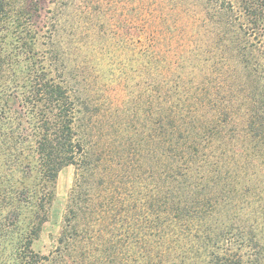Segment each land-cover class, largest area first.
I'll return each mask as SVG.
<instances>
[{
    "label": "trees",
    "instance_id": "trees-1",
    "mask_svg": "<svg viewBox=\"0 0 264 264\" xmlns=\"http://www.w3.org/2000/svg\"><path fill=\"white\" fill-rule=\"evenodd\" d=\"M41 1L0 0V19L11 24L16 14L27 36L11 53L0 50V104L18 108L11 140H29L19 172L33 182L18 190L8 219L17 227L24 208H34L11 251L15 264H70L69 256L73 264H264L253 225H235L247 203L237 187H249L253 158L264 162V0H131L158 24L130 37L136 44L127 50L140 61L138 81L123 75V88L138 86L130 101L142 110L136 138L127 100L109 108L101 127L99 109L91 113V100L67 86L59 29L47 27V53L33 49ZM68 166L75 176L63 250L42 255L32 246ZM83 191L87 201L101 198L88 214L91 206H76Z\"/></svg>",
    "mask_w": 264,
    "mask_h": 264
},
{
    "label": "rangeland",
    "instance_id": "rangeland-1",
    "mask_svg": "<svg viewBox=\"0 0 264 264\" xmlns=\"http://www.w3.org/2000/svg\"><path fill=\"white\" fill-rule=\"evenodd\" d=\"M136 4L131 0H42L40 2L41 9L32 22V24H37V28L41 31L39 36L32 35L33 26L28 27L30 36H34L32 38L33 49L39 53H47L45 52L48 48L46 44L49 35L46 32L48 31L47 27H50L49 29L52 31L55 28L60 30L61 34L58 35V38L64 44L60 45L58 53L66 70L65 76L63 75L64 81L67 82L68 87H73L80 92L78 95L80 101L84 100L88 104L90 102L87 100H91L88 106L91 113H96V110L99 109L98 115L100 114V116L97 120L94 117V122L101 119L100 117H104L101 127L105 123L108 126L109 122L105 117H109L107 115H109L111 106H120L127 100L124 107H131L127 112L129 115L127 127H131L132 134L135 135L134 138L143 123L141 121L142 110L135 111L140 106L132 107V103H130V101L133 102V99L136 100L138 86L134 89L131 88V93L127 87L123 88V75L127 74L138 81V73L135 70L140 67V61L136 56H127V50L132 53L136 44L131 42L130 37L138 40L139 33L143 31L155 32V27L158 26L155 19L149 21L148 16L142 19V16L137 13ZM18 22L16 14L15 18L11 19V24L9 21L0 19V50L4 49L7 53H11L14 51V45L20 43V39L17 40L18 37L27 38L23 29L16 26L19 24ZM73 39H76L75 43L70 41ZM159 43L160 41L158 44L156 43V47ZM160 44H163V41ZM159 47L161 50L163 49L161 45ZM112 52L115 53V56H119H116L115 59L112 58ZM131 53L129 52V54ZM7 93H11V90H8ZM17 113L18 108L13 107L11 111V105L4 109L0 104V264L16 263L12 259L14 252L11 251L16 249V240H21V237L25 235L26 225L34 212L32 205H29V208H24V215L21 216L23 218L17 227L8 225L11 208L16 202L14 200L17 197L16 193L33 183L31 180L23 179L19 172L20 168L24 166V157L29 155V140L16 146L14 140H11V131L20 128L18 123L21 122ZM122 135L126 137L127 132L123 130ZM14 151L20 155L14 156ZM252 160L253 165L249 172L253 178L252 181L250 180L251 183L249 182V187H237V189L245 191L244 197L247 203L243 204V208L237 210L239 218L235 220V225L243 222V219H248L247 224L253 225L255 228L256 241L264 248V162L260 158ZM74 176L75 168L73 166L65 167L58 173L54 197L48 208V219L41 228L39 239L32 246L42 255H53L57 247H61L59 239L67 227L69 196ZM127 195L128 193L124 197L126 198ZM11 198L13 202H11ZM87 199L83 191L77 199L76 206L83 205V208L91 206L86 210L88 214L99 206L101 198L91 201H87ZM139 208L138 205L135 211H139ZM85 223L89 224V219L82 220L81 227L79 229L76 227V229L78 231L85 230L87 228V226L84 227ZM60 250H63L62 247ZM245 250L243 248L240 253ZM248 253L246 251L241 254L244 263L247 261ZM262 258L264 263V257ZM66 261L70 264L74 263L72 256L67 257Z\"/></svg>",
    "mask_w": 264,
    "mask_h": 264
}]
</instances>
